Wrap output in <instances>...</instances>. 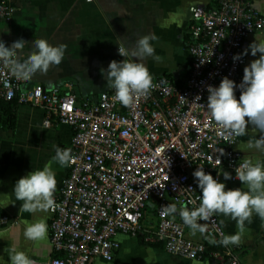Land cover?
Masks as SVG:
<instances>
[{
  "label": "built area",
  "instance_id": "built-area-1",
  "mask_svg": "<svg viewBox=\"0 0 264 264\" xmlns=\"http://www.w3.org/2000/svg\"><path fill=\"white\" fill-rule=\"evenodd\" d=\"M12 12L9 1L0 0V19H8ZM263 29L264 16L252 0L193 6L186 29L191 54L187 77L178 84L165 75L153 76L158 86L133 107L117 101L112 88L83 105L77 103L72 83L23 88L24 81L0 64V100L40 107L44 126L55 121L72 132L64 148L72 149L76 161L67 167L55 193L58 207L48 210L49 264L110 261L120 249L118 234L140 237L144 244L169 254L200 259L207 254L206 242L225 235L215 215L200 221L207 230L200 239H191L182 219L162 216L161 206L178 201L189 209L199 205L202 193L193 172L200 166L216 179L224 171L231 174V183L239 181L235 169L246 157L235 146L239 137L225 141L211 119L207 88L219 87L228 77L237 85L239 99L238 86L249 64L247 55L235 61L233 57L244 53L249 34ZM161 144L168 148L165 153L157 152ZM148 202L154 204L150 226ZM11 219L0 208V229ZM216 245L208 255L214 264H243L239 248Z\"/></svg>",
  "mask_w": 264,
  "mask_h": 264
},
{
  "label": "crops",
  "instance_id": "crops-1",
  "mask_svg": "<svg viewBox=\"0 0 264 264\" xmlns=\"http://www.w3.org/2000/svg\"><path fill=\"white\" fill-rule=\"evenodd\" d=\"M13 12L8 19H0V40L6 47L21 38L25 45V56L30 52L35 39L44 38L52 45L67 46L63 61L53 66L46 76L37 74L22 87L41 85L45 88H61L72 83L77 103H93L97 95L109 89L105 75L111 61L125 60L118 53L119 44L127 48L141 36L154 33L151 43L160 62L151 57L145 63L152 76L165 75L183 82L187 77L191 54L184 43L190 10L195 5L206 7L213 0H8ZM255 9L264 16V0H252ZM264 41V29L253 32L244 42L248 50V64L261 55L251 54L249 45ZM23 58V57H22ZM131 59V57H129ZM6 105H0V208L11 215L9 225L0 229V264H10L8 249L16 247L25 251L37 264H49L51 244L49 236L43 241L33 242L25 238L26 222L44 218L48 211L28 213L21 211L22 201L14 197L15 183L33 170L40 169L55 155L53 145L61 148L71 141V129L64 124L51 122L43 125L44 111L29 104H17L5 114ZM10 120L14 124L10 125ZM258 130L249 124L247 134L239 137L236 148L246 158L264 160V153L248 149L249 139L259 138ZM56 172L57 189L66 175L67 167L52 165ZM219 171L217 179L227 189L244 188L240 181L231 183ZM55 192V193H56ZM147 224L154 222L148 212ZM176 215L175 218H178ZM225 235L237 232L236 222L230 217L217 215ZM187 236L198 240L201 234ZM120 249L110 261L93 259L91 264H214L208 255L200 259H188L169 254L155 245L141 243L138 237L118 234ZM240 249L243 264H264V220L253 215L246 222Z\"/></svg>",
  "mask_w": 264,
  "mask_h": 264
},
{
  "label": "clouds",
  "instance_id": "clouds-1",
  "mask_svg": "<svg viewBox=\"0 0 264 264\" xmlns=\"http://www.w3.org/2000/svg\"><path fill=\"white\" fill-rule=\"evenodd\" d=\"M157 37L154 33L141 36L134 46L127 48L119 44L118 53L126 57L123 61L113 60L108 69L101 70L105 75L108 87L115 90V99L125 107H133L139 98H147L158 85L150 73L145 61L151 57L157 62L161 57L155 54L152 41ZM28 42L23 38L13 42L10 47L0 40V64L20 81H31L37 74L46 76L53 66L58 67L64 59L67 46L63 43L50 44L44 38L35 39L31 51L25 56L24 48ZM251 54L258 59L253 60L244 68L243 81L238 86L241 90L239 99L235 94L237 85L228 77H224L219 87L208 86L207 111L211 119L220 129L225 141H234L236 137L247 134L248 125L260 133L259 138L247 141L248 149H256L264 153V41L253 42L249 45ZM244 53L233 57L240 60ZM23 57V58H22ZM131 57V59H129ZM201 97L197 96L198 101ZM55 155L42 170L37 169L18 179L14 187V197L22 201L21 211L28 213L44 212L58 207L55 200L57 189L56 172L52 165L68 167L75 163L76 157L71 148H61L53 145ZM168 149L161 144L157 147L158 153H165ZM223 155V149L220 151ZM221 163V160L218 161ZM169 166V160L166 161ZM236 178L244 188L227 189L200 166L193 172L202 195L198 206L189 209L182 202L169 203L161 206V215L175 219L176 215L182 219L190 229L191 235L197 232L204 234L206 223L215 215L230 217L236 222L237 232L233 235L221 233V239L210 240V243L223 246L239 245L246 231V222L251 223L253 215L264 220V160L245 158L235 169ZM225 180L232 178L228 172H223ZM195 204V201H189ZM179 204V207H178ZM48 225L46 219L40 218L34 222H26L24 236L26 239L38 242L47 237ZM10 264H37L25 251L16 247L8 249Z\"/></svg>",
  "mask_w": 264,
  "mask_h": 264
},
{
  "label": "trees",
  "instance_id": "trees-1",
  "mask_svg": "<svg viewBox=\"0 0 264 264\" xmlns=\"http://www.w3.org/2000/svg\"><path fill=\"white\" fill-rule=\"evenodd\" d=\"M212 6H214V0H213V4H211V6H209V7H212ZM184 43L186 46H188V36L187 35H185V37H184ZM176 83L180 84L181 82L176 81ZM17 104H18V102L15 99H13L11 101L0 100V105H6L7 106L6 109L4 108V110H6L5 114H7V111L14 108ZM13 124H14V120H10V125H13ZM147 210L151 211V212L153 211L152 207H150V206L147 207ZM139 240L141 243H143V241L140 237H139ZM217 247L218 246L216 244H213V243L211 244V243L206 242V249H207L206 255H209V253L212 252L213 250L217 249Z\"/></svg>",
  "mask_w": 264,
  "mask_h": 264
},
{
  "label": "water",
  "instance_id": "water-1",
  "mask_svg": "<svg viewBox=\"0 0 264 264\" xmlns=\"http://www.w3.org/2000/svg\"><path fill=\"white\" fill-rule=\"evenodd\" d=\"M121 61H123V59H121ZM147 205L153 207L154 204L152 202H148Z\"/></svg>",
  "mask_w": 264,
  "mask_h": 264
}]
</instances>
